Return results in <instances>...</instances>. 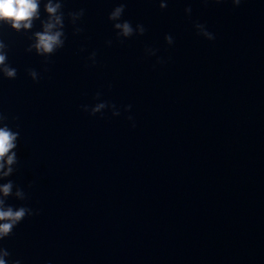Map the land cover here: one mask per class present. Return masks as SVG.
<instances>
[{"label": "water", "instance_id": "95a60500", "mask_svg": "<svg viewBox=\"0 0 264 264\" xmlns=\"http://www.w3.org/2000/svg\"><path fill=\"white\" fill-rule=\"evenodd\" d=\"M49 3L63 46L41 54ZM38 4L32 28L0 22V113L19 132L0 199L33 213L0 258L264 264V0Z\"/></svg>", "mask_w": 264, "mask_h": 264}, {"label": "clouds", "instance_id": "9594fccd", "mask_svg": "<svg viewBox=\"0 0 264 264\" xmlns=\"http://www.w3.org/2000/svg\"><path fill=\"white\" fill-rule=\"evenodd\" d=\"M206 3L207 0H204ZM215 2L220 3L222 0H215ZM231 2L238 7L242 0H231ZM60 7L59 4L53 6L49 3L46 8L47 12L54 17V23L49 22L45 24L43 32H37L35 34L37 43L34 45L37 51L41 54L43 53H53L57 47L63 46V41L61 36L63 33L61 31L53 32L52 29L58 24H62L61 16H57V9ZM161 7H167L166 4H162ZM39 4L38 0H0V22L10 25V27L16 31L20 29H29L32 28L33 20L37 19L39 16L38 13ZM125 9V4H121L119 7H116L115 10L111 13V19H117L121 16L122 12ZM117 29H121L120 35L125 37H130L134 33V29L130 22L125 21L123 23H117L115 25ZM140 34L143 35L146 31L143 25H139ZM196 27L204 28V25L197 24ZM80 31H83L82 29ZM205 36H208L210 40H214L215 36L209 34L208 32L203 33ZM167 41L171 42L172 37L166 36ZM123 42V41H121ZM95 55V54H93ZM5 55L0 54V65L5 63ZM158 63H163V61H158ZM7 77H15L17 75L16 69L7 68L3 69ZM33 77L35 73H31ZM105 107L104 104L97 105L93 110L91 115H95ZM128 107H131L130 105ZM7 118L0 113V176L7 177L13 172L11 167L17 163V154L13 151L17 147V140L19 137L18 131H13L5 123ZM135 125H133L134 127ZM7 165V170L5 166ZM13 184L9 181L6 184L0 186V192L4 194L5 197L11 194ZM17 196H21L20 192L16 193ZM5 201L0 199V240L5 239L6 237L12 234L13 229L25 219L26 216H32L33 213L30 208L21 206L19 208H13L12 206L5 207ZM38 214V213H34ZM5 255H10L6 252ZM0 264H6V261L3 258H0ZM12 264H20V261H13Z\"/></svg>", "mask_w": 264, "mask_h": 264}]
</instances>
